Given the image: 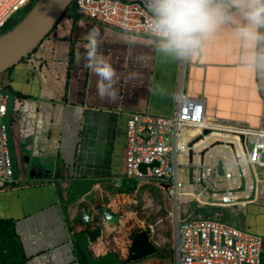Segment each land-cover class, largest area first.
Listing matches in <instances>:
<instances>
[{"label": "crops", "instance_id": "0c3cea01", "mask_svg": "<svg viewBox=\"0 0 264 264\" xmlns=\"http://www.w3.org/2000/svg\"><path fill=\"white\" fill-rule=\"evenodd\" d=\"M91 29L98 30L100 50L120 77L116 102L98 97L97 77L83 67L82 45H86L85 36ZM129 39L135 44H129ZM153 49L154 42L147 34L104 25L71 8L33 55L0 82V88L8 84L16 95L14 142L18 156L25 152L29 162L26 168L22 165L13 186L0 190V219L15 220L26 264H80L70 230H79L84 223L81 210L100 203L110 207L116 194L145 188L139 179L127 189L117 186V178L126 176V128L132 112L170 116L182 94L201 100L206 116L219 123L264 128V69L257 71L241 63L244 49L232 27H223L205 41L198 55L188 59L164 62ZM144 57L147 60L142 62ZM130 73H135L132 81L128 80ZM157 84L164 87L166 95L153 93ZM227 142L234 144L232 149L219 143L203 163H216L217 167L220 154L225 166H235L239 173L247 153L235 152L239 143ZM206 144L197 142L192 147L196 163ZM245 169L247 178L255 175L256 187L250 182L246 192L233 191L235 200L230 203H211V193L198 184L181 188L180 195L194 196L212 208H229L240 229L264 238V164H249ZM69 178L96 182L86 195L69 198ZM193 187L198 191L193 192ZM216 188L222 192V184ZM114 212L117 218L106 223L110 227L107 243L99 236L104 246H94V256L108 250L122 254L131 241L125 219ZM189 213L199 215L198 211Z\"/></svg>", "mask_w": 264, "mask_h": 264}, {"label": "built area", "instance_id": "2783aa9c", "mask_svg": "<svg viewBox=\"0 0 264 264\" xmlns=\"http://www.w3.org/2000/svg\"><path fill=\"white\" fill-rule=\"evenodd\" d=\"M30 2L31 0H0V28L5 27L12 16ZM77 7L81 14L95 18L105 25L126 32L147 34L149 13L144 0H77ZM8 106L9 94L0 93V190L16 181L9 153L8 129L4 122ZM190 127L198 128L201 134L204 129L210 130L201 139V143L208 144L214 140L239 143L235 152L245 150L247 153V158H242L244 166H240L244 174L249 164H264V128L219 123L205 115L201 100L181 94L176 110L170 116L137 111L128 116L126 177L157 183L173 197L176 206L181 188L190 184L187 178L189 142L199 135L193 134L186 138L184 132ZM237 133L244 135L243 141ZM154 161H157L156 165L147 168L145 172L140 171L141 163ZM234 168L236 167L225 166L220 176L217 174L216 163L203 165L202 177L210 188L217 190L216 186L222 184V192L203 189L211 193L208 198L211 203L226 204L235 200L233 191L239 186L240 177ZM193 179L198 182V170L194 171ZM81 217L97 225L107 243L106 235L110 233V227L106 223L114 217L113 211L104 204L93 205L84 210ZM174 252L175 264H262L264 238L213 218H177Z\"/></svg>", "mask_w": 264, "mask_h": 264}, {"label": "clouds", "instance_id": "9594fccd", "mask_svg": "<svg viewBox=\"0 0 264 264\" xmlns=\"http://www.w3.org/2000/svg\"><path fill=\"white\" fill-rule=\"evenodd\" d=\"M73 2L78 10L77 0ZM144 5L149 13L147 34L153 40V51L161 61H177L198 55L207 39L223 27H232L244 49L241 63L257 71L264 69V0H144ZM85 40L86 45H82L85 49L82 57L83 67L85 70H91L97 77L98 97L101 100L116 102V85L120 77L110 59L100 50L98 30H89ZM128 43L134 45L135 41L129 39ZM146 60L147 57H144L142 62ZM133 79L135 73H130L128 80ZM153 93L163 96L166 95V90L157 84ZM174 207H177V204ZM84 210H81L80 217ZM113 213V218H117L115 212ZM82 220L91 227L97 226ZM149 236L151 238L150 234Z\"/></svg>", "mask_w": 264, "mask_h": 264}, {"label": "water", "instance_id": "95a60500", "mask_svg": "<svg viewBox=\"0 0 264 264\" xmlns=\"http://www.w3.org/2000/svg\"><path fill=\"white\" fill-rule=\"evenodd\" d=\"M72 2L73 0H37L29 12L21 20L13 25L8 31H5L0 35V75L8 72L10 68L16 67L20 62L29 57L30 54L35 52L43 40L47 38L56 24L64 16L67 8ZM0 93L9 94L8 112L4 118V122L6 123L8 129L9 153L15 176L18 178L22 165L26 168L29 165V162L28 156L25 154V152L18 156L14 142L12 121L14 108L16 105V95L12 90L4 88H0ZM208 132H210V130L205 129L203 134L189 142L188 181L192 185L198 184L201 185L203 189L213 192L218 190L210 188V186L202 177L203 162L215 145L219 143H226V145H228L227 148L232 149L234 144L231 142L215 140L199 151V159L196 163L195 154L192 147L195 143L200 142ZM239 137L242 141L244 140L243 134H239ZM23 150H25V148H22V151ZM218 157L217 174L221 176L224 172L226 162L224 158L220 157V154ZM156 164L157 161L152 163L143 162L140 165V171L145 172L147 168H150L152 165ZM195 169L199 171V179L197 183L195 180H193ZM240 171V184L237 188H235V190H244L245 186L250 182L255 188L257 183L255 175L253 174V177L247 178L242 170ZM249 179L251 180L249 181ZM66 181V196L69 198H76L86 195L93 189V185L96 182L94 179L81 180L75 178H69ZM117 181V186L119 189H127L136 183L135 178H128L126 176L117 178ZM84 225L85 226L83 228L81 227L79 230L70 231V236L71 241L75 246V251L79 250L83 254L86 264H125L127 259L136 260L141 257L153 254L157 251V246L151 241L147 231L142 229L133 236L128 247L126 257H123L115 250H108L99 256H94L92 250L90 249V244L97 240L101 235L100 228L98 226L91 227L89 224Z\"/></svg>", "mask_w": 264, "mask_h": 264}, {"label": "rangeland", "instance_id": "374dc122", "mask_svg": "<svg viewBox=\"0 0 264 264\" xmlns=\"http://www.w3.org/2000/svg\"><path fill=\"white\" fill-rule=\"evenodd\" d=\"M36 1L37 0H31L32 5ZM20 14L21 16H24L25 12L21 10L18 13H15L9 22L14 19L19 21L20 19H17L16 16ZM5 30L6 26L0 28V35L5 32ZM33 53L30 54V56L33 55ZM6 76L7 75H3L2 77L0 76L1 83H4V77ZM139 181H141V183L143 182L142 180ZM143 183H145L142 184L145 188H141V186H139L133 191L126 193L123 192L122 195L116 194V196L112 199L113 204L109 207L111 210L113 209V212L115 210L121 215V217L123 216L126 222L125 224L129 226L131 232L139 227H142V229H149L150 225L153 226V230L150 231L149 229V231L153 243H155L158 248L157 251L147 257H144L143 259L128 260L127 264H174V228L176 219L179 216L180 218L188 219L213 218L236 227H241L238 220L233 215L234 212L229 211V208H212L198 201V199H195L194 196L181 195H179L177 199L178 207H174V199L167 194L166 190H162L158 186L152 184L151 181H145ZM192 191L197 192L198 188L193 187ZM198 203L201 206L198 205ZM191 211H198L199 215L189 213ZM213 213L216 215L213 216ZM210 214L212 216H207ZM113 220L114 219L110 220L108 223H113ZM94 246L102 247L104 244L102 241L97 239L91 243L90 249ZM127 251L128 247L122 254H120L123 257H126Z\"/></svg>", "mask_w": 264, "mask_h": 264}, {"label": "trees", "instance_id": "16d2710c", "mask_svg": "<svg viewBox=\"0 0 264 264\" xmlns=\"http://www.w3.org/2000/svg\"><path fill=\"white\" fill-rule=\"evenodd\" d=\"M33 5L31 2L27 7H24L21 10H23L25 12V15H26ZM71 8H76L74 2L67 8L66 12L68 10H70ZM21 10H19V11H21ZM19 11H17L16 13H18ZM24 16H20L19 19L21 20ZM17 22L18 21H16V20L8 22L6 25L5 31H8ZM13 69L14 68H10L8 72L1 74L0 76L2 77L3 75L10 73ZM5 87L7 89H10L8 84ZM119 191H122V190H118V192ZM84 226H85L84 224L81 225L82 228ZM15 227H16V222L14 219H10V218H1L0 219V264H26L27 258L25 257V255L23 253V250H22V247H21V244H20V241H19ZM149 229H150V226H149ZM149 229L148 228L145 229L148 234H150ZM75 230L76 229L72 227L70 231H75ZM140 230H142L141 227H139L136 230L135 229L132 230V232L130 229L129 233H130L131 240H132L133 236L137 232H139ZM128 247H129V245H128ZM78 254H79L80 264H86L85 258L79 250H78ZM263 254H264V252H263ZM127 262H128V259H127L125 264H127Z\"/></svg>", "mask_w": 264, "mask_h": 264}, {"label": "bare ground", "instance_id": "6f19581e", "mask_svg": "<svg viewBox=\"0 0 264 264\" xmlns=\"http://www.w3.org/2000/svg\"><path fill=\"white\" fill-rule=\"evenodd\" d=\"M199 131L200 130L198 128L190 127L185 130L184 134L186 138H190L193 134H198Z\"/></svg>", "mask_w": 264, "mask_h": 264}]
</instances>
